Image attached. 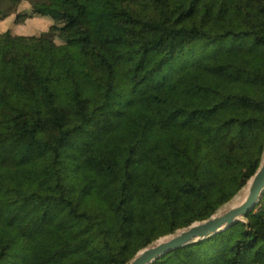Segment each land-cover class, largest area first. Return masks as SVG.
Here are the masks:
<instances>
[{"label":"trees","instance_id":"obj_1","mask_svg":"<svg viewBox=\"0 0 264 264\" xmlns=\"http://www.w3.org/2000/svg\"><path fill=\"white\" fill-rule=\"evenodd\" d=\"M24 1L61 27L0 36V264H128L247 185L264 0ZM153 264H264V196Z\"/></svg>","mask_w":264,"mask_h":264},{"label":"water","instance_id":"obj_2","mask_svg":"<svg viewBox=\"0 0 264 264\" xmlns=\"http://www.w3.org/2000/svg\"><path fill=\"white\" fill-rule=\"evenodd\" d=\"M247 188L245 200L225 212H220L232 204ZM264 196V164H261L246 187L227 205L219 209L210 218L194 222L188 227L177 230L174 234L162 237L148 247L140 250L128 264H153L160 258L190 245L218 235L238 223H246L249 214L255 210ZM236 203V201H235Z\"/></svg>","mask_w":264,"mask_h":264},{"label":"rangeland","instance_id":"obj_3","mask_svg":"<svg viewBox=\"0 0 264 264\" xmlns=\"http://www.w3.org/2000/svg\"><path fill=\"white\" fill-rule=\"evenodd\" d=\"M38 1L40 0H36V2ZM7 9L5 11L8 12H5L4 15H0V36L8 34L11 37H40L43 34L49 33L53 26L61 27L58 22L50 17L36 15L33 11L32 4L29 2H21L17 7L13 6L12 3H8ZM136 9L142 14L147 15L149 13V9L146 6H137ZM55 43L61 45L63 41L55 37ZM261 164H264V153ZM244 191L242 193H244Z\"/></svg>","mask_w":264,"mask_h":264},{"label":"bare ground","instance_id":"obj_4","mask_svg":"<svg viewBox=\"0 0 264 264\" xmlns=\"http://www.w3.org/2000/svg\"><path fill=\"white\" fill-rule=\"evenodd\" d=\"M246 194H247V188L245 189L244 193H242L241 195H239V196L236 198V200H235L236 203H235V201H234V202H233L232 204H230L228 207H226L225 209H223V210L220 212V214L223 213V212H225L226 210L232 208L234 205H240V204L245 200V198H246Z\"/></svg>","mask_w":264,"mask_h":264}]
</instances>
